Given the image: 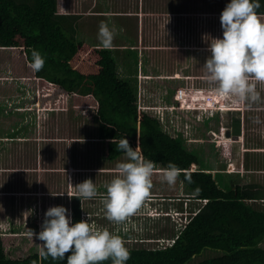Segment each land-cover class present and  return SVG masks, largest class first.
Here are the masks:
<instances>
[{
	"label": "rangeland",
	"instance_id": "1",
	"mask_svg": "<svg viewBox=\"0 0 264 264\" xmlns=\"http://www.w3.org/2000/svg\"><path fill=\"white\" fill-rule=\"evenodd\" d=\"M228 2L58 0V12L77 15L76 37L82 41L98 40L101 21L110 27L116 26L117 35L113 40L116 47L112 55L117 62L118 76L131 83L137 104L139 99L146 108V104L167 107L164 110L173 124L164 126L163 130L181 138L186 149L198 156L199 165L194 169L212 173L226 190L236 186L264 190V83L254 82L261 96L256 102L226 95L223 101L226 112L222 108L212 110L209 104L210 99L222 94L207 80L203 64L210 55V39L223 35L220 15ZM118 11L136 17H117ZM13 84L1 77L0 98L15 92ZM179 87L186 88L188 96L197 91L195 98L202 102L196 100L199 104L196 106L201 108H173L177 102L174 94ZM65 101L64 108L61 106L49 113H40L42 108L36 107L27 112L24 120L19 111L0 114V224L4 225L0 226V232H5L8 219L23 221L22 215L27 221L23 224L29 225L13 224L15 231L32 232V219L40 231L44 213L50 206L64 205L71 210L78 202L83 219L87 214L92 223L99 219L103 229L124 239L126 247L162 246V243H153L155 238L173 237L178 231L175 221H180L184 210L196 212L202 207V200L194 198V193L179 177L175 186L163 182L159 173L164 167L154 163L159 171L155 172L153 187L141 207L121 224L109 221L103 202L105 185L112 179L115 165L123 159V154L108 159L104 155L105 141L99 138V123L85 115L76 116L73 96H67ZM29 121L28 129L32 131L26 139H8L12 131L19 132L21 128L23 132L19 126ZM224 133L227 137L222 142L218 136ZM234 135L240 136L239 144L230 142L236 138ZM230 163L235 164V172L229 171ZM85 179L94 181L98 193L81 202L74 199L76 184ZM67 193L72 196L71 200ZM249 203L264 207L261 199L249 200ZM155 205L158 211L152 209ZM34 211L36 217L30 220ZM214 254L206 250L203 257Z\"/></svg>",
	"mask_w": 264,
	"mask_h": 264
},
{
	"label": "trees",
	"instance_id": "2",
	"mask_svg": "<svg viewBox=\"0 0 264 264\" xmlns=\"http://www.w3.org/2000/svg\"><path fill=\"white\" fill-rule=\"evenodd\" d=\"M260 4L257 11L264 13V0ZM58 6V0H0V59L8 63L5 79L15 83V92L0 98V114L19 111L24 120L36 107L42 108L40 113L64 108L65 98L73 96L76 116L85 115L99 123V138L105 141L104 155L108 159L123 154L111 140L126 136L133 148L139 142L146 159L163 167L169 161L175 163L180 169L179 178L192 193L199 189L193 197L207 202L180 228L172 244L158 249L127 247V264H264V207L249 203L264 200V190L256 186L226 190L212 173L194 169L199 165L198 156L186 149L181 138L164 131L156 117L138 107L131 83L118 76L112 50L79 40L77 15L61 14ZM33 50L45 58L39 72L28 66ZM189 97L188 102L195 104L196 100ZM225 97L210 99V108L222 107L220 110L225 112ZM28 124L30 121L24 122L19 126L23 132L21 128L12 131L8 139L27 137L32 131ZM225 134L218 136L222 142L226 141ZM234 136L230 142L239 144V135ZM235 170V164L230 163L229 171ZM186 176L191 177V183ZM35 213L30 214V220ZM71 215L73 222L82 219L78 202L72 205ZM22 218L8 219L5 232H0V264H67L70 253L63 261L39 257L41 242L34 235L39 232L37 222L31 220L32 232L15 231L13 224L27 222L25 216ZM206 250L215 254L203 257Z\"/></svg>",
	"mask_w": 264,
	"mask_h": 264
},
{
	"label": "clouds",
	"instance_id": "3",
	"mask_svg": "<svg viewBox=\"0 0 264 264\" xmlns=\"http://www.w3.org/2000/svg\"><path fill=\"white\" fill-rule=\"evenodd\" d=\"M260 6V0H229L220 15L223 35L210 39L208 43L210 55L203 64L207 80L218 94L233 96L249 103L261 99L254 82L264 83V13L257 11ZM116 35L115 25L110 27L108 23L101 21L97 38L104 49L113 47ZM44 63L45 58L41 53L33 50L29 68L33 72H39ZM174 98L177 102L173 103V108L191 109L192 102L178 101L175 94ZM200 101L197 99V102ZM197 102L193 104V109L195 105H199ZM146 106L148 107H144V104L142 106L138 99L140 109L156 117L163 127L167 125L172 127L173 123L169 121L173 119L168 120V112L164 110L167 107L163 109L151 107L152 105L149 104ZM169 108L172 109L171 106ZM111 143L115 144L117 151L123 153V159L116 163L115 173L105 185L106 194L103 202L106 218L121 224L134 215L149 196L156 168L152 160L142 155L139 142L133 148L125 136L118 141L113 138ZM180 174V169L171 161L159 173L162 181L169 186H175ZM185 179L191 183L190 176H186ZM76 188L75 197L81 202L96 197L98 193V188L92 179H85L76 184ZM198 193L199 189H196L193 195ZM202 202L205 204L207 200L204 199ZM152 209L158 211L157 205ZM184 211L185 214L181 215L180 221H175L178 224H174L178 226V228L176 226L177 233L190 217L197 213V211L194 213ZM153 212L151 211V215ZM101 215L103 216V213ZM102 229L103 223L99 219L92 223L88 214L86 219L73 222L71 210L66 206H50L44 213L41 230L34 234L36 240L41 242L38 255L45 260L51 257L53 260L63 261L65 254L70 253L67 256V264H102L108 260L111 264H127L130 251L124 239L119 234ZM122 232L128 233L129 230ZM177 233L173 237H176ZM173 237L155 238L153 243H157L155 245L162 243V246L150 248H164L172 244ZM135 242L144 243L142 240Z\"/></svg>",
	"mask_w": 264,
	"mask_h": 264
},
{
	"label": "crops",
	"instance_id": "4",
	"mask_svg": "<svg viewBox=\"0 0 264 264\" xmlns=\"http://www.w3.org/2000/svg\"><path fill=\"white\" fill-rule=\"evenodd\" d=\"M116 13H118V15H116L117 17H119V16H123V15H125V16H127V15H131V16H135L136 17V15L135 14H123V13H119V11L118 12H116ZM174 14H175V16H177V14L178 13H172L171 15H173L174 16ZM95 15H97V14H95ZM181 14H179L178 16H180ZM103 16H105V14H103ZM113 16L114 17H116L115 16V14H113ZM190 16H194V15H190ZM85 41H87L89 44H91V45H93V46H96V47H102L101 45H100V41L99 40H93V41H89V40H85ZM115 47L116 46H114L113 45V47L110 49V50H113V49H115ZM103 48V47H102ZM0 58H1V56H0ZM8 63L5 61V60H3V59H0V79H1V77H7V72H8ZM227 109V108H226ZM226 109H225V112H226ZM238 137H240V136H238ZM17 139V140H16ZM15 139V141H19V139L18 138H16ZM21 139H24V138H21ZM72 199V196L70 197V200Z\"/></svg>",
	"mask_w": 264,
	"mask_h": 264
},
{
	"label": "built area",
	"instance_id": "5",
	"mask_svg": "<svg viewBox=\"0 0 264 264\" xmlns=\"http://www.w3.org/2000/svg\"><path fill=\"white\" fill-rule=\"evenodd\" d=\"M197 93H198V92L196 91V93H193L192 95H189V96H191V99H192V100H197V98H195V95H196ZM188 94H189V93L187 92L186 88H184V87L176 88V91H175V97H176V99H177L178 101L189 103V102H188V98H189ZM142 106H143V104H142ZM161 118H162V117H161Z\"/></svg>",
	"mask_w": 264,
	"mask_h": 264
}]
</instances>
